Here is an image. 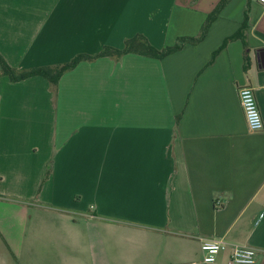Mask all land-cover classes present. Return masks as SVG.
<instances>
[{"label":"crops","instance_id":"obj_1","mask_svg":"<svg viewBox=\"0 0 264 264\" xmlns=\"http://www.w3.org/2000/svg\"><path fill=\"white\" fill-rule=\"evenodd\" d=\"M220 1L0 0V53L27 69L138 33L163 48ZM243 85L264 121L260 0H229L163 59L81 61L56 91L0 75V264H206L203 238L227 243L214 264H236V244L264 264V128H248Z\"/></svg>","mask_w":264,"mask_h":264},{"label":"trees","instance_id":"obj_2","mask_svg":"<svg viewBox=\"0 0 264 264\" xmlns=\"http://www.w3.org/2000/svg\"><path fill=\"white\" fill-rule=\"evenodd\" d=\"M229 0H221L216 8L208 15L206 21L204 22L200 32L195 36H180L177 38L174 44L165 46L163 48H157L154 46L149 39L141 33L136 34L133 37L127 38L125 40L124 46L121 48L113 46H104L102 50L95 55L89 54H78L73 57L70 61L65 63H59L54 65H42L27 69H20L13 67L8 63L5 57L0 53V75L8 76L12 81H21L32 76H43L47 78L52 88L56 91L58 83L62 75L75 68L81 61H93L102 56H109L114 59H119L123 55L128 53H136L141 55H146L149 57H154L157 59H163L166 56L181 50L186 44H198L206 37L208 30L212 22L216 19L220 10L227 4ZM247 27V20L242 23L240 29L233 35L227 37L223 44L213 52L212 60L215 58L217 53L225 47L228 41L236 38H241L245 40V30ZM181 115L177 116V121H179ZM49 172V171H48Z\"/></svg>","mask_w":264,"mask_h":264},{"label":"built area","instance_id":"obj_3","mask_svg":"<svg viewBox=\"0 0 264 264\" xmlns=\"http://www.w3.org/2000/svg\"><path fill=\"white\" fill-rule=\"evenodd\" d=\"M264 4V0H260ZM238 95L248 128L251 131H260L264 128V121L254 88L251 85H243L238 88ZM263 215V214H262ZM261 215V216H262ZM227 243L221 239H202V251L204 262L214 264L218 253L226 247ZM256 249L249 245L236 244L231 259L236 264H252L255 262Z\"/></svg>","mask_w":264,"mask_h":264}]
</instances>
